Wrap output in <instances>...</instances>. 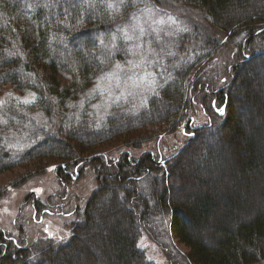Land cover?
I'll return each mask as SVG.
<instances>
[{"label": "trees", "instance_id": "trees-1", "mask_svg": "<svg viewBox=\"0 0 264 264\" xmlns=\"http://www.w3.org/2000/svg\"><path fill=\"white\" fill-rule=\"evenodd\" d=\"M144 1L0 0V84L10 83L17 88L30 89L38 94V98L33 103L25 105L26 113L6 115L5 112L0 115V118L5 116L6 124L10 125L4 127L0 122V133H5L6 130L11 132L14 129L12 134H18L26 128L35 132L34 143L22 149L11 147L8 141H13L12 135L11 138L0 135L5 143L4 151L0 153V173L35 158L78 160L77 158H81V152L130 131L122 127L121 110L114 109L104 120L88 119L87 127L93 130L97 125H102L106 135L86 142L81 139L83 131L80 134L82 119L76 123L80 113L73 112L68 115L66 111L71 99L84 93L95 82L97 75L110 70L118 61H111L95 74L100 69L87 71L80 53H77L76 61L66 54L59 55L56 60H47V58L53 53L52 48L60 51L70 49L71 37L80 35L84 38L92 32L105 34L99 42L101 41L100 45L109 57L120 52L127 54L134 48V42L139 37V41L142 39V36H138L135 41L132 33L135 21L145 16L150 8L147 6L141 9ZM155 1L158 3L168 1L173 5L181 4L196 10L204 22L202 30L208 35L216 36L208 40L212 45L210 50L201 47L176 59H169L165 53L156 52L159 54L160 62L154 68H164L157 76L158 81L162 80L163 83L158 85V92L154 91L148 97L152 100L150 102L148 100L146 106L137 112L130 110L131 115L156 116L163 112L162 114L166 113L164 115L170 117L183 112L182 110L189 104L188 99L187 104L185 100L188 79L199 66L207 62L213 52L219 50L217 48L225 45V42H222L223 37L231 39L235 45H240L238 51L243 56V45L251 49L253 43L260 40L263 46L257 59L264 61V0ZM141 29H136L138 35H142ZM143 29L146 32L144 36H148V25L145 24ZM168 35L170 34L165 31L159 38ZM172 35H175V43L178 45L179 34L172 33ZM234 38L236 39L233 40ZM169 54L172 55L170 51ZM255 58L256 56L253 55L249 60L245 55L242 59H238L233 68L235 71L233 77L228 82L225 80L221 85H219L222 81L221 76L226 71L224 65L211 64L207 69L200 67L195 73L197 78L193 86L201 94L202 101L208 103L210 98L212 108L218 104L226 111L223 119L214 118L216 113H213L214 121L211 127L215 129H199L198 135L204 131L219 130L216 138H221L220 134H224L227 130L232 132L233 137L226 142L229 146L223 148V153L220 150L215 151L212 145H209V148L204 147L208 149V156L203 161L210 163L220 161L223 165H218L222 167L221 176L197 177L196 183L201 187L205 186V189L196 196L194 203L187 207L190 214L183 210L185 204L179 200V195L182 193L177 192L174 183H169V179L173 178L177 181L176 166L179 158L187 153L192 143L169 159L168 166H165L166 163H158L151 153L142 156L139 161L126 154H123L124 157L120 160L105 158L104 155L97 156L96 159H88L82 166L85 170L86 165H91L97 174V183L83 209L76 208L73 218L78 213L80 216L71 226L70 237L66 240L39 237L34 242H28L25 238L24 244L20 245L0 228V264H69L70 261H73L72 264H76V261L77 264L100 262L155 264L146 260L144 252L137 245L140 232H138L136 215L128 207L131 203L138 204V212L144 215L146 226L158 240L162 239L161 242L164 239L157 230L168 225L166 227L168 231L189 248L187 257L193 264H264V106H261L263 100L253 90L248 75L257 67L261 71L259 79L262 81L264 62L254 63L257 60ZM252 63L251 68L246 67ZM62 64L78 72L82 79L79 80L76 75L68 72L63 73V68L60 67ZM166 72L168 75L164 78ZM66 73L70 77L68 82L62 78V74ZM238 83H242L240 87ZM240 91H244L246 104L245 108H241L251 114L248 118L251 123L247 121V117L246 120H241L242 115L237 110L240 102L236 94ZM35 112H42V116L63 119L58 134L41 128L40 125L43 123L39 121L38 125L31 114ZM14 117L19 119L15 121ZM64 123L67 124L64 126ZM58 135L63 136L59 138ZM239 142L241 144L236 146ZM83 143L86 146H79ZM231 147L234 148L233 154ZM145 165H150V168H146ZM209 168L207 165V170L204 171L207 172ZM196 169L198 170V167ZM237 170L242 171L246 175L245 178H250L251 184L253 179H256L257 185L262 186L261 202L256 208L248 203L251 208L248 211L251 213L248 220L243 221L239 218L234 209H230L232 212H229L227 219H224L225 213L219 214L218 227L214 232L222 235L208 245L189 228L191 225L198 227L201 223H207L208 220L217 217L220 201L228 194L218 192L217 189L221 184L226 185L229 180L231 187L226 185L225 189H233V192H229L233 195H228L226 200L236 202L234 197L241 198L238 194L241 191L245 192L246 188H240L239 193H236L234 185L240 187L243 182L236 184L235 180H239L236 175L233 176L234 179H229ZM160 173L163 175L161 176ZM140 174H146V178L138 183L133 176ZM132 181L135 185H128ZM164 186L165 190L163 188L161 193L159 188ZM137 191H140L139 195ZM119 206L122 209H118ZM228 221H234L235 228L231 229L226 224ZM187 223H189L188 227ZM19 229L20 235H23V229ZM84 231L88 233L86 235L88 242L95 240L93 242L97 246L96 249L93 247L95 250L91 251L81 239ZM77 248L83 256L82 259L76 257ZM165 250L169 251L168 248Z\"/></svg>", "mask_w": 264, "mask_h": 264}, {"label": "rangeland", "instance_id": "rangeland-1", "mask_svg": "<svg viewBox=\"0 0 264 264\" xmlns=\"http://www.w3.org/2000/svg\"><path fill=\"white\" fill-rule=\"evenodd\" d=\"M161 2L162 3H159L160 5H157L160 10L159 12L154 8H149L145 16L135 21L133 24L134 31L132 33V38L135 41L138 36H144L143 31L142 35H138L136 29H143V25L146 21L149 28L148 37L153 36L152 39H155L157 43H160L165 38V36L159 38L165 31L167 34H179V39H177L178 48L182 49L179 54L188 55L191 51H196L201 47L207 48L208 50L212 49V45L208 40H212L216 35L207 34L208 38L206 35H203L206 41H202L201 34L203 30L201 27H204V22L196 10L181 6V4L173 5L168 1ZM170 17L172 20L169 19ZM184 22L185 26L182 27L181 24ZM152 39L150 38L149 40ZM235 39L236 38L233 40ZM139 40L140 37L136 41L137 43L134 42V47L136 48L137 46L138 59L136 58L128 64L119 63L120 61H118L110 70L97 75L98 77L95 82L84 93L68 102L66 110L68 115L73 112L80 113V116L76 118V123L83 118L95 121L104 120L114 109L121 110L123 103H127V105L132 106L133 109L139 108L144 104L140 109L134 110L137 112L146 106L148 100L151 98L148 97L151 96L154 91L158 92V85L162 84L163 81H158L157 76L164 69L163 67L154 68L160 62L159 54L154 51H149L147 53L146 50L142 51V41ZM239 41L241 40L239 39ZM222 42H225V45L220 46L221 48H217L219 49L217 52L211 50L213 53L209 56L207 62L199 66L188 79L185 100L187 104L188 99L189 104L182 111H185L188 117L193 118V124H187L185 123L186 121H181L176 125H171L174 120L169 123L150 124L140 130L124 132L113 140L90 147L87 151L80 153L81 160L79 158H77L78 160L35 158L34 160L27 161L0 173L1 230L10 235L12 240L20 245L24 244L23 241L25 238H27L28 242H34L39 237L66 240L70 237L72 224L80 216V213H78V215L73 218L76 208L81 207L83 209L87 198L91 195L97 183V174L91 165H86L85 170L82 168L83 164H86L88 159L93 160L96 159L97 156L104 155L105 158L109 157L112 160H118L121 154L131 153L139 161L142 156L151 153L157 162L166 163L165 166H168V162L165 161L167 158L177 154L184 147L192 143L187 153L181 155L179 158V163L176 166L178 170L176 176L177 181H174L175 189L178 193H182L179 195V200L185 204L183 210L190 214V210L187 207L193 204L196 200V196L205 189V186L201 187V185L196 183L197 177L205 176L208 178H217L221 176L220 171L223 165H221L220 161L218 163L203 161L204 158L208 156V149L206 150L204 147L209 148V145H212L215 151L220 150V152L223 153V148L229 146L226 142L233 137L232 132L225 130L224 134H220L221 138H216L217 135L215 133H218L216 130L213 131L214 133H206L203 136L207 141L201 143L196 140V142H194L195 137L192 138V126L195 127L197 125L209 123V118L211 120L210 115L215 111L214 109L220 108V105L216 104L213 109L212 99L210 98L208 103L202 101L201 94L199 91H196L193 86V82L197 78L195 73L199 71L200 67H205V69H207L211 64L224 65L226 71L221 76L222 81L219 82V85H221L222 82H225V80L228 82L231 77H233L235 73L233 68L238 59H242V57L246 55L247 59L251 60L254 55L256 56V60L260 48L263 46L260 40L254 42L251 49L245 48L246 45H243V56L239 53L240 45H235V43L227 37H223ZM165 60L164 58V63ZM261 61L257 59L254 63L259 62L258 64H263L264 61ZM252 65L253 63L246 67L251 68ZM260 74L261 71L256 67L251 70L248 75L251 78L253 90L257 93V96L263 100L264 104V79H262V81L259 79ZM167 75L168 73L166 72L164 78H166ZM62 78L65 82H68L70 77L66 73L62 74ZM33 93L35 94L36 100L38 94L33 90L20 89L10 83L0 84V101L4 102L0 104V115L5 114V112L6 115H11L13 113L22 115V113H26L25 105L28 104H25L23 100L25 98L32 99ZM236 95L240 102L237 110L240 115H242L240 116L241 120H246L247 117V121L251 123V121L248 120L251 114L244 109L246 106L244 103V91L237 92ZM114 98L119 101L115 106H113V101L115 100H112ZM151 100H149V102ZM263 104L261 106H264ZM203 109L206 111L213 110L208 114L204 112ZM31 114L38 122V125L39 121L43 123L40 125L41 128L51 133L58 134L59 126L63 125V119L60 120L59 117L56 119V117L42 116V112ZM181 115L182 113L180 112L179 116ZM18 119L19 118H15L14 120L17 121ZM0 122L4 127L10 126L6 124L5 116L0 118ZM65 124L67 123H64V126ZM190 125L191 128H189ZM13 130L11 132L6 130L5 133H0V135L4 137L8 136V138H11L12 135L13 143L10 140L8 141L11 147L22 149L34 143L35 132L31 131L30 128H26L23 132L18 134H12ZM62 136L63 135H58L59 138ZM240 144L239 142L236 146ZM79 146L86 145L83 143ZM231 149L233 154L234 148L231 147ZM193 153H195L194 156H190ZM226 156L229 155L226 154ZM219 164L221 166H218ZM207 165L210 168L205 172L204 170H207ZM197 167L198 170L196 169ZM65 171L67 172L65 173ZM58 174H60V176H58ZM235 175L239 177V180H235L237 182L236 184L239 182L243 183L240 184V187L234 185V191L239 193L240 188H246L245 192L241 191L240 194H238L241 198L238 199L234 197L236 202H229V200H226L228 199V195H233L229 193L233 192V189H225L226 185L231 187V185H229V180L227 182L228 184H221L217 189L218 192H224L225 195L228 194L220 201L221 205L218 209L217 217L208 220L207 223H201L198 227L191 225V228H189L197 233L202 240H205L204 242L208 245L219 238L218 236L222 235L214 232L218 227L219 221H217V218L219 219V214L225 213L224 219H227V215L230 214L229 212H232L230 209H234L239 218L243 219V221L246 219L248 220L251 216V213H248L249 209H251L248 203L256 208L258 203L261 202L262 198L260 195L262 186L257 185L255 182L256 179H253L251 184V179L245 178L246 175L240 170L235 171L229 179H234L233 176ZM187 192L196 194H187ZM174 193L175 190L173 191V195ZM240 200L243 201L240 202ZM118 209L122 208L119 206ZM226 224L233 229L236 223H234V221H228ZM188 225L189 223H187L186 226L188 227ZM166 227H168V225H166ZM166 227H164V229L167 234H165L163 242L167 245L166 247L169 249L168 252L162 247L158 239H153L147 234H142L139 237L138 246L144 252L146 260L155 264H193L191 259L187 257L189 248L173 233L169 232ZM19 228L23 229V235L19 236ZM83 233L84 234H81L83 242L89 246L91 251L95 250L97 247L93 244L95 240L88 242L86 238L88 233L85 231ZM61 237L63 239H61ZM8 242H10V240H8ZM75 250L76 257L82 259L83 256L79 252L80 250L78 248ZM72 262L73 261H70L69 264H72ZM98 264L103 263L100 262Z\"/></svg>", "mask_w": 264, "mask_h": 264}, {"label": "bare ground", "instance_id": "bare-ground-1", "mask_svg": "<svg viewBox=\"0 0 264 264\" xmlns=\"http://www.w3.org/2000/svg\"><path fill=\"white\" fill-rule=\"evenodd\" d=\"M181 26L184 27L185 26V22L183 24H181ZM104 35L105 34H98V32H92L91 34L86 35L84 38L82 36H80V35L79 36H73V37L70 38L71 41H72L70 49L65 50V51H60L59 49L57 50L56 48H52L53 53L51 54L50 57L47 58V60L48 59L56 60V57H59V55L66 54L69 57H71L73 60L76 61V59H77L76 55H77V53H80L82 55L84 61H85V63H84L83 60H81L84 63L83 65H85L86 70L87 71H91V70L96 69V68H99V69L102 68L103 69V68H105L104 66H106L111 61H120L119 63L128 64V63L132 62V60H134L136 58L138 59V57H137V46H136V48L134 47L131 50H129V52L127 54H125L123 52H120L118 55H115L113 57H109L103 51L102 46L100 45L101 41L99 42V40ZM203 35L207 36V34L204 31L201 34V37H202L201 39H202V41L205 42L206 38ZM91 37H92V39H90ZM152 37L153 36H151V37L143 36L142 37V39H141V41H142V44H141L142 45V51L146 50V53L149 52V51L161 52L162 54L165 53L168 56L169 59H171V58H175L176 59L179 56L183 55V54H179L182 49H179L178 45H176V43H175V41H176L175 35L170 34V35L166 36L159 44H157V42L153 41ZM80 38H83V39L81 40ZM150 38L152 40H149ZM88 39H90V40H88ZM169 51L172 53V55L169 54ZM168 58L166 57V59H168ZM60 67L63 68L62 69L63 73L68 72L70 74L76 75L79 80L82 79L80 74H78V72H75L74 70H72L70 67H67V66H65L63 64ZM102 69H100L95 74H98ZM115 99L116 98H114L112 100H115ZM118 102L119 101H117V100L113 101V106H115ZM141 107L136 108V109H140ZM136 109H133V107L127 105V103H123L122 104L121 112H122V115H123V124H122L123 129L130 130V131H137V130H140V129H142V128L150 125V124L169 123V122H171L173 120L174 121L171 123V125L172 124L176 125L178 122L180 123L181 121H186L185 123H187V124H191L193 122V118L192 117H188V115H187V113L185 111L181 112L182 113L181 116H179L180 113H178L176 115H171L170 117H167L166 115H164L166 113L161 114V115H156V116H149V115H144V114L131 115L129 113L130 110H136ZM213 109H211L209 111H206L205 109H203V111L207 112L209 114V113H211V111ZM217 109L218 108H215L214 109L215 111H213V113H216L214 118L218 117L219 119H223L225 117L224 113H226L225 108H224V112L223 113L218 112ZM213 113L210 115L211 116V120L208 117L209 118V123L197 125L195 127L192 126V128H191V125L189 126V128H191L193 130L192 138L195 137L196 140H198L199 142L202 143V142L207 141L205 139V137H203L206 133H211V132L214 133L213 131H216V130H212V131L203 132V133L200 134L201 136L198 135V133H197L198 130L202 129V128H204V130L205 129H215V128L211 127L213 125V121H214V118L212 119ZM87 122H88V119H85V118L82 119V125H81L82 129L80 131V134L83 131V134H81V139L82 140L87 142V141L93 140L94 138H98V137H102V136L106 135L104 133L103 128L101 127L102 125H97L96 126L97 128L91 130L90 129L91 127H87ZM215 134L219 135V130H218V133H215ZM4 148H5L4 141H3V139L0 138V153H2L4 151ZM125 154L128 155V156L131 155L132 157H134L131 153H125ZM131 156H130V158H131ZM173 156L169 157V159H171ZM123 157H124V155H123ZM3 163L4 162H2V164ZM145 167L146 168H150V165H145ZM147 170L149 172V169H147ZM162 173H160L161 176L163 175ZM133 177H134L133 179H135L136 182L140 183L141 180L146 178V174L135 175ZM174 181H175V179H173V178L169 179V183H171V182L174 183ZM128 185H135V182L134 181L129 182ZM163 188L165 190V186L162 187V188L161 187L159 188V191L161 193H163ZM136 193L139 195L140 191H137ZM142 202H143V198L141 197V203ZM130 206H128V207L134 212V214L136 215V218H137L138 232H140L139 237L142 234H147L148 236H150L153 239H158V238H156L155 234H153L152 231H151L152 232L151 233L150 230L148 229V227L146 226L147 222L145 221L144 215L143 214H139V212H138V210H139L138 204H132L131 203ZM157 231L159 232L160 235L162 234V238L164 239L165 234H167L165 232L164 227L158 229ZM161 240H159V243L162 245V247L164 249H166L167 245H165V243L163 241L161 242ZM137 245H138V242H137Z\"/></svg>", "mask_w": 264, "mask_h": 264}, {"label": "snow or ice", "instance_id": "snow-or-ice-1", "mask_svg": "<svg viewBox=\"0 0 264 264\" xmlns=\"http://www.w3.org/2000/svg\"><path fill=\"white\" fill-rule=\"evenodd\" d=\"M170 20H172V18L170 17L169 18ZM161 22H163V21H161ZM143 31V29H141V32ZM128 39H131V37H127ZM117 67H119V66H117ZM19 99V98H18ZM34 100H35V94L33 93L32 94V99H28V98H25L24 100H23V102L25 103V104H30V103H33L34 102ZM2 103H4L3 101H0V104H2ZM217 111L218 112H220V113H223L224 112V108L223 107H220V108H218L217 109ZM55 167V166H54ZM61 239H63L62 237H61Z\"/></svg>", "mask_w": 264, "mask_h": 264}, {"label": "flooded vegetation", "instance_id": "flooded-vegetation-1", "mask_svg": "<svg viewBox=\"0 0 264 264\" xmlns=\"http://www.w3.org/2000/svg\"><path fill=\"white\" fill-rule=\"evenodd\" d=\"M121 158H123V154H121L120 156H119V158H118V160H120ZM132 164H133V162H132ZM62 180V179H61ZM63 181V180H62ZM64 182V181H63ZM34 207V206H33ZM34 209H35V207H34ZM76 211V210H75ZM75 213V212H74ZM19 232H20V229H19ZM20 235V234H19Z\"/></svg>", "mask_w": 264, "mask_h": 264}]
</instances>
